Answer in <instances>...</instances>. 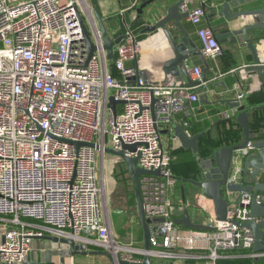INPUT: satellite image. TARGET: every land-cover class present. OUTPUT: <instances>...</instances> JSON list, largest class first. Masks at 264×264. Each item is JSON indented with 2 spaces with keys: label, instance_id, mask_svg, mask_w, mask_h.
Masks as SVG:
<instances>
[{
  "label": "built area",
  "instance_id": "obj_1",
  "mask_svg": "<svg viewBox=\"0 0 264 264\" xmlns=\"http://www.w3.org/2000/svg\"><path fill=\"white\" fill-rule=\"evenodd\" d=\"M192 1L186 0L182 9L189 11L190 21L198 26L205 10L190 9ZM78 2L0 0V224L5 229L0 264H24L31 240L45 233L94 243L111 253L115 264L119 259L142 262L134 257L136 250L123 246L110 228L104 185L108 143L113 151L138 159L141 169L159 171V175L140 178L144 212L152 221L150 251L146 252L152 259L174 264L207 259L203 264H218L219 260L259 258L253 253L252 234L241 226L250 220L252 196L248 193L243 192L238 203L229 207L224 221L210 217L207 231L175 223L173 195L178 180L160 130L183 114V126L192 137L191 108L201 98L196 90L206 88L202 69L190 72L200 82L194 87L148 80L137 68L126 67L141 51L128 35L117 48L114 66L125 80L134 77L135 84L123 82L109 72L97 29L93 36L96 51L89 60ZM198 37L204 56L223 54L212 28H200ZM110 98L125 103L117 107V116ZM244 98L240 93L237 101ZM67 141L95 143L99 148L81 147L76 152ZM124 146L136 148L130 152ZM253 149L249 142L238 151L229 183H239V159ZM235 250L245 252L227 254Z\"/></svg>",
  "mask_w": 264,
  "mask_h": 264
},
{
  "label": "crops",
  "instance_id": "obj_2",
  "mask_svg": "<svg viewBox=\"0 0 264 264\" xmlns=\"http://www.w3.org/2000/svg\"><path fill=\"white\" fill-rule=\"evenodd\" d=\"M59 1L61 4H65L69 0ZM147 1L148 0H81L83 4L79 1L77 6L92 36H94L95 29L99 30V24L94 13L97 9L102 17L104 25L110 32L112 41L118 39L119 33H122L124 37L120 44L124 42L128 35L135 38L141 51L137 60L126 62V67L137 68L140 76L148 80H153L168 86L185 85L188 87V80L185 75H180L177 72L167 73L164 71V64L172 59L173 53L161 30L148 31V29L156 23L158 16L154 13L157 5H150L144 9L141 8ZM212 1L213 0H193L190 3V9L201 7L205 10V17L200 25H194L189 18L183 20V24L188 31L190 39L196 44L202 55V45L198 37V30L200 28H212L216 38L219 35L224 36L222 43H220L223 49V54L221 56L210 58L203 55L210 66V71L208 73H205L206 67L200 57H193L188 62L190 72L195 67H200L202 69V82L206 85L205 89L201 88L196 90L200 94V97L206 96V100L200 98L199 102L192 106L191 121L202 125L206 135L210 138H224V135L221 133L224 131V128H230L229 121H236L239 124L238 127L242 129L236 118L239 112L256 107H264V75L260 77L257 72L250 70L253 66V57L250 49L245 44L243 38L240 36H230L228 32L225 31L222 15H217L216 13L214 17H211L212 12L210 6L213 4ZM205 4L208 6L206 9L204 8ZM217 11L218 8H215L214 12ZM246 21L247 23H251V20ZM118 46H116L111 59L108 58V54L106 55L109 72L123 82L126 81L128 84L134 85V77L125 80L120 72L115 69L114 64L117 59ZM257 49L260 54V59L264 64V40H262L261 44L257 45ZM189 79L192 82H197L193 80L191 75ZM240 93L245 95L244 100L239 102L240 107H231L226 100L235 103ZM216 100L223 102L214 105L213 103ZM183 119L184 115L179 114L172 126L161 129L169 130V133L162 134L161 137L163 136L166 139L168 145L167 152L173 154L174 160L178 157L182 160L186 155L192 152L191 150V152H188L184 149L180 141L174 136V130L177 126H182L185 129L183 126ZM249 121L251 133H253L256 138H263L258 141L264 140V109L259 111L250 110ZM192 136L194 135L192 134ZM242 137L244 140V136ZM181 168L182 174H180L179 177L174 174L175 177L181 180L190 178L191 174L188 167ZM211 168H213V166ZM245 180V176L243 175L239 183H244ZM181 186L182 183L178 181L173 195V200L176 205L174 210L175 219H182L184 213L188 211L190 219L194 224L206 226L210 217H216L213 201L205 197L198 188L188 182L184 185V199ZM241 195L242 194L235 196L231 205L237 204ZM135 207L136 210L132 212L133 208L129 206L128 202L125 205H120L117 202V204H111V207L108 206L110 213V228L114 237L123 246L136 250L134 253L136 259L143 260L147 252L144 249V230L139 220L137 203ZM150 228L152 229L151 225ZM4 232L5 229L0 227V242L2 241ZM46 237H55V235L45 233L44 237H34L31 240V249L25 260V264H114L105 256L93 254L94 252L104 250L94 243L77 241L75 249L78 254L73 255L68 245L56 244L51 240L45 239ZM262 257H264V252L259 255V258ZM254 259L258 258L240 257L230 259L231 261L229 262L221 261L223 262L222 264H253ZM153 261L155 264H167L166 260L153 259ZM206 262H208L207 259H197L189 264H203Z\"/></svg>",
  "mask_w": 264,
  "mask_h": 264
},
{
  "label": "water",
  "instance_id": "obj_3",
  "mask_svg": "<svg viewBox=\"0 0 264 264\" xmlns=\"http://www.w3.org/2000/svg\"><path fill=\"white\" fill-rule=\"evenodd\" d=\"M185 1L186 0H148L141 8L144 9L150 5H157L154 13L157 14L158 19H156V23L151 26L148 31L161 30L173 53L172 59L164 64V71L167 73L177 72L180 75H185L188 80V87H190L197 86L200 82H192L189 79L190 71L188 62L193 57H200L206 67L205 73L210 71V66L207 59L201 54L196 44L190 39L188 31L183 24V20L189 18V11H183L182 9V5ZM212 2L213 4L210 6L212 12L211 17H214L216 13L217 15H222L224 19L223 26L225 31H227L230 36H240L243 38L253 57V66L250 70L257 72V74L262 77L264 75V64L260 59L257 45L261 44L262 40H264V0H213ZM207 7L208 6L205 4L204 8L206 9ZM215 8H218L217 12H214ZM76 9L89 50L90 60L95 54L96 45L94 43L92 33L86 26L78 6H76ZM94 13L99 24L98 28L102 36L104 49L108 54V58L111 59L116 46L122 42L124 37L122 36V33H119L118 39L112 41L110 32L104 25L98 10L96 9ZM246 20H251V23H247ZM223 38V35L217 36L218 42L222 43ZM201 99L206 100V96H202ZM222 102L223 101L216 100L213 104L218 105ZM226 102L231 107H240L239 101L233 103L230 100H226ZM123 104L125 103L115 101L113 98H110V108L114 116H117V107ZM151 109L153 112V107H151ZM262 109H264V107H256L250 110L258 111ZM250 110L247 109L241 111L236 116L237 121L242 127L244 136V140L241 144L223 147L217 150L213 156L202 160L200 159L202 176L199 181L177 180L182 183L181 188L184 199V185L188 182L198 188L205 197L212 200L215 206L216 218L219 221H224L226 219L229 207L231 206L235 196L242 194L243 192L250 194L252 196V202L248 206L250 220L243 223L241 226L252 234L254 240L253 252L260 255L264 252V140L256 141L255 135L250 131ZM166 133H169V130H160V135ZM174 136L180 141L181 146L184 149L191 150L195 156L199 157L198 142L202 137L201 134L190 137L182 126H177L174 130ZM67 142L75 147L76 152H78L81 147L99 148L95 143H82L74 141ZM249 142H253L254 149L246 157H240V166L242 168L241 177L244 175L246 180L244 183H229L228 179L233 173V159L234 157L239 156V150L247 148ZM135 148V146H124V150H128L130 152L135 151ZM110 153L118 157L121 162H123L133 181L138 216L144 230V249L148 252L150 251V224L152 221L146 218L144 212L140 178L145 175H159V171H147L141 169L138 166V159L126 157L124 151H111ZM212 166L213 168H211ZM175 223L186 229L198 231L208 230L206 226L194 224L190 219L188 211L184 213L182 219H175ZM45 239L51 240L56 244L68 245L73 255L78 254L75 249L76 241L73 238L46 237ZM93 254L105 256L115 264L112 254L108 251L103 250L94 252ZM118 264L136 263H130L119 259ZM138 264L155 263L151 256L146 254L142 262ZM167 264L174 263L170 262Z\"/></svg>",
  "mask_w": 264,
  "mask_h": 264
},
{
  "label": "trees",
  "instance_id": "obj_4",
  "mask_svg": "<svg viewBox=\"0 0 264 264\" xmlns=\"http://www.w3.org/2000/svg\"><path fill=\"white\" fill-rule=\"evenodd\" d=\"M121 107L118 108V112H120ZM259 111V110H258ZM230 128H224V131L221 133L224 135V138L218 137V138H210L206 135L205 129L202 125L198 123H193L190 121V132L193 135L201 134L202 137L199 139V157L195 156L193 152L190 150H187L189 153L185 156L182 160L179 159V157L174 160L173 154H170L172 157V163L171 168L174 172V174L180 176L182 174V168L181 167H188L190 170L191 177L183 180H196L199 181L201 179V166H200V159L202 158H208L214 155V153L223 148L228 147L232 145H238L241 144L240 142H243V134L242 129L239 128V124L236 121H229ZM237 127V128H236ZM251 128V127H250ZM263 138H256L255 140H261ZM115 180L117 184H123L125 188L127 189L128 197H129V206H135L136 205V198L134 190L132 192H129V186L130 183H133L130 175L128 174L126 166L123 164V162H119L117 166L113 170ZM175 204V203H174ZM176 206V205H175ZM180 206V205H179ZM175 218V217H174ZM23 222L39 225L40 223L31 219H22ZM184 228V227H183ZM245 251H229L227 254L237 255V254H243ZM222 261H231L228 260H222ZM221 260L218 261V264H222ZM167 263H170V261ZM253 264H264V257L254 259Z\"/></svg>",
  "mask_w": 264,
  "mask_h": 264
},
{
  "label": "rangeland",
  "instance_id": "obj_5",
  "mask_svg": "<svg viewBox=\"0 0 264 264\" xmlns=\"http://www.w3.org/2000/svg\"><path fill=\"white\" fill-rule=\"evenodd\" d=\"M80 1V0H79ZM162 145L164 150L168 151V145L166 139L162 136L161 137ZM112 150V146L110 143L106 145L105 150V178H104V185L106 187V199H105V205L111 207V204H114L117 202L120 205H125L127 202H129V197L127 195L128 191L125 188L123 184H117L115 180V176L113 173L114 168L117 166V164L120 162V159L114 155H112L110 152ZM108 175V176H107ZM134 190L133 183H130L129 186V192H132ZM132 212L136 210L135 206H132ZM0 227L1 226L0 224Z\"/></svg>",
  "mask_w": 264,
  "mask_h": 264
},
{
  "label": "bare ground",
  "instance_id": "obj_6",
  "mask_svg": "<svg viewBox=\"0 0 264 264\" xmlns=\"http://www.w3.org/2000/svg\"><path fill=\"white\" fill-rule=\"evenodd\" d=\"M80 2H81V0H80ZM81 4H83V2H81ZM86 10V9H85ZM108 176V175H107Z\"/></svg>",
  "mask_w": 264,
  "mask_h": 264
},
{
  "label": "flooded vegetation",
  "instance_id": "obj_7",
  "mask_svg": "<svg viewBox=\"0 0 264 264\" xmlns=\"http://www.w3.org/2000/svg\"><path fill=\"white\" fill-rule=\"evenodd\" d=\"M121 162V161H120Z\"/></svg>",
  "mask_w": 264,
  "mask_h": 264
}]
</instances>
